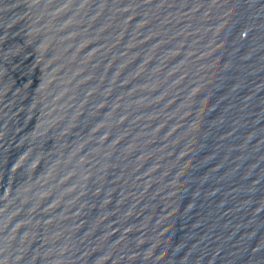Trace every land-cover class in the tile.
Segmentation results:
<instances>
[{
	"label": "water",
	"instance_id": "obj_1",
	"mask_svg": "<svg viewBox=\"0 0 264 264\" xmlns=\"http://www.w3.org/2000/svg\"><path fill=\"white\" fill-rule=\"evenodd\" d=\"M0 264H264V0H0Z\"/></svg>",
	"mask_w": 264,
	"mask_h": 264
}]
</instances>
